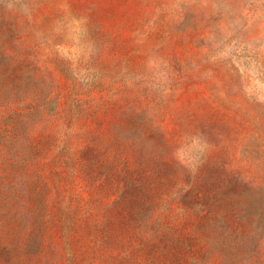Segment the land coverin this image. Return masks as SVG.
I'll list each match as a JSON object with an SVG mask.
<instances>
[{
	"label": "rangeland",
	"instance_id": "374dc122",
	"mask_svg": "<svg viewBox=\"0 0 264 264\" xmlns=\"http://www.w3.org/2000/svg\"><path fill=\"white\" fill-rule=\"evenodd\" d=\"M0 264H264V0H0Z\"/></svg>",
	"mask_w": 264,
	"mask_h": 264
}]
</instances>
